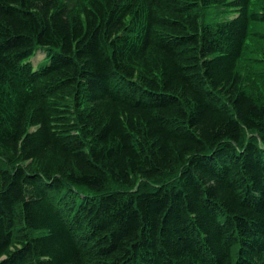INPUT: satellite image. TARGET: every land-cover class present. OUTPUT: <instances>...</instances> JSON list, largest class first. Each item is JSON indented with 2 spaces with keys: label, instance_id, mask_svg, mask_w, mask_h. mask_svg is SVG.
Listing matches in <instances>:
<instances>
[{
  "label": "trees",
  "instance_id": "trees-1",
  "mask_svg": "<svg viewBox=\"0 0 264 264\" xmlns=\"http://www.w3.org/2000/svg\"><path fill=\"white\" fill-rule=\"evenodd\" d=\"M251 8L0 0V264H264Z\"/></svg>",
  "mask_w": 264,
  "mask_h": 264
},
{
  "label": "rangeland",
  "instance_id": "rangeland-1",
  "mask_svg": "<svg viewBox=\"0 0 264 264\" xmlns=\"http://www.w3.org/2000/svg\"><path fill=\"white\" fill-rule=\"evenodd\" d=\"M252 11L264 12V0H252ZM253 33L264 36V24H254L251 28ZM247 50L240 61L239 68L243 74L250 73L254 79L258 80L263 77L259 73L264 70V38H257L252 36L247 44ZM43 54L39 53V59L42 58ZM262 89H264V83L261 84ZM168 178H175L173 175H169ZM174 180V179H173ZM172 180V181H173ZM142 184L140 180H136V188ZM157 184H147L144 185L145 189H153Z\"/></svg>",
  "mask_w": 264,
  "mask_h": 264
},
{
  "label": "bare ground",
  "instance_id": "bare-ground-1",
  "mask_svg": "<svg viewBox=\"0 0 264 264\" xmlns=\"http://www.w3.org/2000/svg\"><path fill=\"white\" fill-rule=\"evenodd\" d=\"M217 8H218V7H217ZM212 9H213V8H212ZM251 10H252V9H251ZM206 11H208V10H206ZM46 58H47V57H46ZM46 58H45V59H46ZM45 61H46V60H45ZM38 66H39V65H38ZM160 187H161V186H160ZM85 221H87V220H85Z\"/></svg>",
  "mask_w": 264,
  "mask_h": 264
}]
</instances>
